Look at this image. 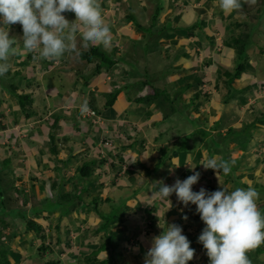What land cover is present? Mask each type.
I'll list each match as a JSON object with an SVG mask.
<instances>
[{
    "label": "crops",
    "instance_id": "1",
    "mask_svg": "<svg viewBox=\"0 0 264 264\" xmlns=\"http://www.w3.org/2000/svg\"><path fill=\"white\" fill-rule=\"evenodd\" d=\"M138 1L99 0L116 51L122 47L129 53L133 51L129 47L133 46L134 38L155 37L154 32L148 31V23L139 18L138 8L132 5ZM138 3L143 9L147 6L145 2ZM155 4L162 5L157 17L159 22L173 24L172 33L156 37L160 39L159 49L171 48L169 60L173 68L169 67L167 73L171 75L169 98H176L179 104L171 107L174 112L168 111L158 97L148 105L136 102L134 87L128 90L124 73L127 66L112 65L93 76L92 69L84 73V64L92 67L94 62H86L76 52H66L58 62L43 60L38 52L36 58L40 63L35 64L36 58L28 57L23 48L21 25L10 26V37H16L20 44L14 45L17 56L10 57V76H0V165H4L3 175L11 177L0 182V213L5 218L4 227L15 219L16 225L25 231L10 240L9 260L14 264H27L32 259L37 264L48 261L85 264L88 256L96 259L91 264L106 259L105 264H145L152 237L161 234L162 229L157 225L160 221L163 227L164 213L166 226L179 225L191 242L195 255L188 264H195L199 249L193 241L198 240L193 239L195 233L186 231L194 225L199 229L205 227L196 206L184 207L173 194L169 197L173 207L167 211V205L150 199L155 191L151 185L163 181L170 186L177 178L183 181L193 174L190 166L194 165L200 178L193 185V191L219 190L216 174L200 165L212 156L234 162V174L242 182L238 187L246 189L251 184L260 196L264 194V110L252 111L258 102L264 105V98H256L253 89H249L254 75L234 79L227 87L221 73L235 58L234 50L229 47V32L241 33L242 21L236 12L224 14L220 9L212 11L216 13L212 18L209 14L212 5H196L189 0H158ZM169 7L179 10L180 21L166 16ZM65 18L69 22L76 19L72 12H66ZM189 25L195 26L188 30ZM76 43L77 48L82 45L77 50L79 53L87 49L83 47L82 32H77ZM97 48L104 50L102 46ZM251 52L252 47L248 49ZM159 54L162 53L158 51L155 59ZM19 58H24L26 63L20 65ZM254 61L258 64L255 78L264 79L261 76L264 75V50L256 49ZM180 66L186 69L183 74ZM111 94L115 98L107 105ZM16 95H27L26 109L24 105L20 107ZM85 102L98 121L84 119L81 106ZM228 102L234 103L239 116L222 115L231 110ZM179 107H189L197 122L204 123L197 126L201 133L189 132L194 128H186L187 121L178 114ZM171 113L177 114L172 117ZM177 122L184 125L180 128ZM246 125H251L250 131H246ZM228 129L236 132V137ZM182 142L184 146H176ZM87 163L91 166L88 177L84 176ZM100 166L102 174L92 172ZM74 178L80 181L69 183ZM244 183L246 186H242ZM60 188L79 192L68 214L62 217L57 209L30 210L51 199L47 194L54 195ZM263 199L257 204L264 206ZM118 201H125L128 209L117 222L108 225L107 232L106 229L96 231L102 217L113 211L108 203L115 205ZM14 202L24 212L16 213ZM193 213L200 222L192 220L193 224L186 227L188 220L182 217L189 218ZM27 222L30 227L23 225ZM258 249L264 253V244Z\"/></svg>",
    "mask_w": 264,
    "mask_h": 264
},
{
    "label": "clouds",
    "instance_id": "2",
    "mask_svg": "<svg viewBox=\"0 0 264 264\" xmlns=\"http://www.w3.org/2000/svg\"><path fill=\"white\" fill-rule=\"evenodd\" d=\"M217 1L225 13L242 12L241 0ZM251 2L255 3V0ZM261 3L264 5V0H261ZM66 12L74 13L76 19L69 22L65 18ZM151 13L148 10L144 23L148 21ZM68 16L71 14L68 13ZM17 23L22 27L23 48L33 55L27 53L28 57L36 58L39 52L41 59L58 62L66 52H76L79 55L75 43L77 32H82L84 48L88 49L90 45L102 46L105 51H108L112 47L113 37L103 19L99 0H0V76L9 71L10 66L7 61L17 52V47L14 45L20 44L16 37L9 35L10 26ZM242 25H244L243 21ZM241 32H243L242 29ZM259 35L262 36L260 31ZM243 38L247 39V41L242 40L243 43H249L246 47V53L249 56L246 70L250 71V74L244 75L242 71L236 79L254 75L251 78L254 81L249 89H253L252 94L256 98H264V79L255 78L258 64L252 61L256 49L264 50V46L254 42L252 37L244 36ZM251 47L252 52L249 54L248 49ZM234 55L236 56V51ZM262 71H264L263 67ZM260 80L263 82L261 85ZM89 110L85 102L81 106V112ZM250 129L251 127L246 131ZM233 164L234 162L224 160L222 157L212 156L200 165L205 170L211 169L218 177L221 171L224 175H229ZM195 168L194 165L190 166L193 174L183 181L177 178L170 186L163 181L152 184L155 191L152 192L150 199L159 200L167 205V211L173 207L169 199L173 194L184 207L189 204L196 206V213L205 225L198 237V243L203 245L209 264H252L247 254L264 244V215L257 204L259 192L251 184L246 189L238 187L232 191L220 187L219 190L212 192L204 188L194 192L193 185L197 184L200 178V173L195 172ZM164 215L165 213L163 227L159 220L157 225L162 229L161 234L152 237L145 264H188L193 259L195 250L190 247L191 242L182 234L183 229L179 225L166 226ZM182 219L187 221L188 217L185 215ZM0 228H2L1 232L7 231V237L3 238L7 240L10 236L8 227ZM15 231L16 235L13 238L18 235V231Z\"/></svg>",
    "mask_w": 264,
    "mask_h": 264
},
{
    "label": "rangeland",
    "instance_id": "3",
    "mask_svg": "<svg viewBox=\"0 0 264 264\" xmlns=\"http://www.w3.org/2000/svg\"><path fill=\"white\" fill-rule=\"evenodd\" d=\"M155 1L157 2L158 0H139L138 2H142V3L145 2L147 5L145 8H147L149 10V13H151V9H153L155 6V3H156ZM189 1H194L196 3V5H202V4L212 5L211 10L209 11V14L211 12L210 16L212 18H214L216 15V13L212 12L215 9L216 10L220 9V11L223 12V10L219 7V1H217V0H210V1L209 0H189ZM241 1H242L241 3L243 4L242 12L238 13V12L234 11V12H232V15H234L236 12V17H239V19L244 22V25H242V27H240L242 29V31H244V32L248 31L253 26V24L256 23L257 24V30L252 34L248 33V37H252V40L254 42H256L259 45L264 46V5L261 3V0H255V3H252L251 0H241ZM138 2H134L133 4L132 3L131 4L133 5V7L138 8L139 12L141 13L139 18H141L143 21H145L146 17H147L148 10L143 9ZM128 4H129V2H128ZM128 4H127V7L131 6V8H132V5H128ZM152 4H153V6L151 8ZM186 5L187 4H185L184 6H186ZM171 7L167 8L166 16H170L171 18L177 17V20L180 21L179 10L174 11ZM224 14H225V12H224ZM255 15H257V17ZM260 15H262L263 17L258 19L259 17H261ZM169 21H171V19H169ZM184 23L185 22H183V24ZM164 25L166 26L167 29H168V27L173 28V26H172L173 24L171 22H163V23L158 22L157 29L164 26ZM159 30H153V31L155 32V31H159ZM259 31L262 34V36L259 35ZM172 32L173 31H171L170 33H172ZM170 38L173 39V36ZM171 39H170V41H171ZM158 41H160V39H157V37H154L153 39L142 38V40H138V39L134 38L133 39V46L129 47L130 49H133V51L126 53V51L122 47L117 48L115 46L118 49V51H116V49L112 46L111 49L108 50V53H109V55H111V57L114 58V60H116V62H117L116 65L127 66V69H126V71H124V73H125V77H127V79H126L127 85L129 84L128 90L131 87H134V90L132 92L133 95L136 96L137 94H139L144 89V84H142V82H146L149 85H151V87L155 88L156 93L159 95L158 98L160 99L161 102H163L164 107L168 111L171 110V112H174V110L171 107L173 106L174 108H176L177 106H179L177 99L176 98H171V99L169 98L168 100H166V98L163 96V94H165L167 96H171V92H170L171 86L169 85V80L171 78V75H167V73L170 71L169 67L173 68V64H171V61L169 60V58L172 57L171 50H170L171 48L169 50H165V49L160 47V49H161L160 50L159 49L160 45H159ZM246 41H247V39H246ZM117 42L122 45L121 41H117ZM75 43H76V41H75ZM125 46L127 47L126 44H125ZM171 46H172V48H175L176 45L171 43ZM81 47H82V45H80V47H78L77 50L80 49ZM180 47L181 46L178 45V48H180ZM180 50L181 49H179V51ZM158 51H160L162 54H159L156 56L155 67L153 68V61L149 62V58L151 57L150 60H153L154 59L153 56L156 55ZM13 56L15 57V56H17V54H15ZM62 58H63V56H62ZM10 61L11 60L9 59L7 61V63L9 64ZM252 61H254V59H252ZM18 63L20 65H22L23 63L25 64L26 62H25L24 58L23 59L19 58ZM38 63H40V61H38V59L36 58L35 64H38ZM81 65H78V67H80ZM92 67H93V65H92ZM92 67H88V64H84V73L86 70L92 69ZM260 67H262V66H260ZM24 68H26V67H24ZM182 68L183 67H181V66L179 67V69L182 71V74H183V71L185 72L186 69H182ZM184 68H185V65H184ZM10 72H12V71L10 70ZM243 73H244V75H248V74H250V71L245 69L243 71ZM6 74H5V76H6L5 78H8L10 76V73H8L7 75ZM177 76H178V73H177ZM11 77H13L12 78L13 80L16 79L15 75H13ZM179 77H180V75H179ZM185 78L189 79V77H185ZM262 78H264V76H262ZM130 80H131V82H130ZM125 83H126V81H125ZM131 83H133V84H131ZM178 83H179V80L176 81V85ZM259 83H260V85L263 84V82H261V80L259 81ZM127 85H124V86H127ZM176 88L178 89V87H176ZM181 90L183 91V89H181ZM146 91H150V90H146ZM161 92H163V93H161ZM230 99H232V98H230ZM228 105H231V110L226 111V112H222V115L224 117H229L231 114L233 116H239V113L236 110L234 103L228 102ZM26 106L27 105L24 106L25 109L27 108ZM179 108H180V110H179L178 114L181 115L182 117H184V120H186L187 123L189 124V126H188V124L186 122L184 123L186 125V128H192V127L194 128L189 132L195 133V134L201 133V131L199 130V128L197 126H198V123L200 125H202L204 123L197 122V120L194 116L195 113L192 112V110L189 107L188 108L179 107ZM261 110H264V105L261 102H258L257 106L255 108H253L252 111L256 112V111H261ZM175 114H177V113H174V114L171 113V116L173 117V115H175ZM180 122H177V126L181 125ZM184 124H182V125H184ZM88 125H89V123H88ZM181 126H180V128H181ZM94 128H96V127H94ZM234 133L236 134V132H234ZM87 141L90 142V139H87ZM5 163L8 164V162H5ZM88 164L89 163H87V165ZM235 168L236 167L232 166L233 178H236V176L234 174ZM3 169H4V165H2V166L0 165V182L1 183H2V180H3V182H5V181H8L7 179H11L10 175L9 176L3 175L4 173L1 172V171H3ZM236 170H240V169H236ZM95 171H96V173L98 171H101V174H102L103 167L100 166L99 168L93 170L92 172L94 173ZM77 175L79 176L80 174H77ZM80 176H83V174ZM218 179L220 180L219 185L228 191H232V187L236 188L242 183V182H239V176L237 177V179H232L229 177V175L226 176L222 172L219 174ZM79 181H80L79 178L78 179L74 178V180L72 179L69 183L76 184ZM227 184H231L232 186H228ZM245 184L246 183L242 184V186H246ZM59 190L55 193L56 197H55V194L54 195H52V193L50 195L47 194V197L49 196L52 198L45 200L44 202H42L41 205H34L30 210L35 209V208L57 209L61 213L60 215L62 217L65 214H68L69 207H71L73 203L76 204V201L73 202L75 199L74 196L78 195L79 192L77 190H70V189L65 191L62 188H60ZM69 191H71V193H69ZM61 193H63V194H61ZM67 194L69 195V197ZM71 196L73 197V199H69ZM260 198L263 199L264 194H262L259 197V199ZM118 202L115 203V205H114V202L108 203L109 208L116 211L117 210L116 205H118ZM14 203H15V205H17L16 208L19 209L20 208V206L18 207L19 204L18 203L16 204V202H14ZM18 209H16V213L18 212ZM19 210H20L19 212H21V213L24 212V211H22L23 210L22 208H20ZM195 217H198V215H196L195 213L189 215V218L187 219L188 222H187L186 227L193 224L191 222L192 220H194L195 222H200L199 220L195 219ZM117 221H118V219L115 220L114 223ZM7 225H8L7 229H9L11 235L7 238V240L3 239V238L7 237V234H6L7 231L6 230H5V232L0 231V239H1L0 240V252H2V251L7 252V250L10 251L9 243H10V240L13 238L12 234L16 235L15 230H17L19 234L25 232L19 225H16L15 219H12L11 221H9L7 223ZM23 225L30 226V224L28 222L23 224ZM193 227L188 228L186 232H188L190 234L199 232L198 234H201L203 227H201L200 229L198 228V225L197 226L194 225ZM59 241H60L59 243L61 244L60 239H59ZM37 242L40 244L41 240L38 238ZM193 242L196 243L197 249H199L197 252L198 258L196 259L195 264H209V262L206 260V257H207L206 252L201 248V244L198 243V241H196V240H194ZM5 254H8V253H5ZM257 258L259 259V261L262 262V264H264V253H262V254L260 253L259 255H257ZM34 261L35 260L32 259L27 264H32V263L37 264ZM84 261H85V259H84ZM10 262H11V264H14L13 260H10Z\"/></svg>",
    "mask_w": 264,
    "mask_h": 264
},
{
    "label": "trees",
    "instance_id": "4",
    "mask_svg": "<svg viewBox=\"0 0 264 264\" xmlns=\"http://www.w3.org/2000/svg\"><path fill=\"white\" fill-rule=\"evenodd\" d=\"M161 7H162L161 4H156L154 9H153V11H152V13L150 14V16L148 18V21H147V23H148L147 29H148L149 32L151 31V33H153L154 32L153 30H159L160 29L159 31H155L153 33L156 36H162L163 34H168L173 29L172 27H168V29H167L165 25L157 29V25H158V22H159L157 17H158V12L161 9ZM255 16L257 17V15H255ZM260 16L261 17H259L258 19L262 18V15H260ZM194 26L190 25V27H187V29L188 28L191 29ZM237 26H240V24H237ZM185 29H186V27H185ZM256 29H257V24L255 23L249 29L248 33L250 34V33H252L253 30H256ZM231 32L232 33L229 32L228 40L232 44H229V47L232 48L234 51H236V56H235V58H233L231 60L232 61L231 65L227 66L226 69L223 68L225 70L222 69V71H221L222 77H223V83H225L226 85L228 84L227 87L231 86L232 81L234 79H236V77L240 74V72L244 71L247 68L248 59H249V56L246 53V47H247V45L249 43H243L242 42V40H246L243 37L244 36L248 37V33H245L243 31V32H241L239 34H235L234 30L231 31ZM243 33H244V35H243ZM79 56L84 58V60H86V62H92V61L94 62L93 63V67H92V75L93 76H95L96 74H98L100 72L107 71L109 68L113 67L112 65H116L117 64L116 60H114V58L111 57V55H109L108 52H106L104 50H101V49L99 50L97 48V46H92V47L84 50V52L79 53ZM153 58L155 59V55L153 56ZM153 60L149 59V62H151ZM154 67H155V60L153 61V68ZM142 84H144V89L139 94H137L134 97V100L136 102L140 103V104L148 105V104H150L152 99L159 97V95L156 93L155 88L151 87V85H149L148 83L142 82ZM146 90H150V91H146ZM163 92H161V93H163ZM163 96L166 99L167 98L169 99V96H167L165 94H163ZM16 98L18 100V103H19L20 107H22L24 105V102L27 101V95H16ZM114 98H115V95L111 94L109 96V100L107 101L108 102L107 105H109ZM250 127H251V125H248V126H246L245 129L250 128ZM228 131L230 132V134L233 137H236V134L234 133V131L232 129H228ZM183 143L184 142L180 143L179 145L177 144L176 146L180 147ZM182 146H184V145H182ZM90 173H91V166H88L87 164H84V176L88 177ZM229 176H231L232 179H236V178H233V170L229 174ZM1 192L2 191L0 189V197H1ZM104 200L108 201L109 199L105 198ZM258 207H259V210L261 211L262 215H264V206L262 204H260V205H258ZM116 209H117L116 211L113 210L112 212H109L110 214L102 217V219H101L102 223H100V225L96 229V231L101 230V229H103V230L106 229V232H107L108 231V224H110L111 222H114L117 219L119 220L120 219V215L123 212H125L128 208H127V206L125 204V201H119L118 202V207ZM4 220H5V218L0 213V227H2V226L4 227V225H6V224H4V222H5ZM28 223L30 224V222H28ZM26 227H28V226H26ZM1 230H2V228H0V231ZM198 233H195L196 235L193 236V239L195 238V239L198 240V237L200 235ZM12 237H14V234H12ZM201 246H202V249H203V245L202 244H201ZM261 250L262 249H258L257 248V249H255V250H253V251H251V252H249L247 254L249 259L251 260L252 264H262V262L259 261V259L257 258V255H258V253L261 252ZM10 252L11 251H8V250H7V252L6 251L0 252V264H11L10 260H9ZM5 253H8V254H5ZM94 258H95L94 256L86 257L85 258V264H91L92 261L95 262L96 259H94ZM206 260L209 261L208 257H206ZM105 263H108L107 259L104 260V261L98 262V264H105ZM45 264H57V263L53 262V261H48Z\"/></svg>",
    "mask_w": 264,
    "mask_h": 264
},
{
    "label": "built area",
    "instance_id": "5",
    "mask_svg": "<svg viewBox=\"0 0 264 264\" xmlns=\"http://www.w3.org/2000/svg\"><path fill=\"white\" fill-rule=\"evenodd\" d=\"M84 119L85 118H93L95 121H98V119H96V114L94 111H92L91 109L87 112H84Z\"/></svg>",
    "mask_w": 264,
    "mask_h": 264
},
{
    "label": "bare ground",
    "instance_id": "6",
    "mask_svg": "<svg viewBox=\"0 0 264 264\" xmlns=\"http://www.w3.org/2000/svg\"><path fill=\"white\" fill-rule=\"evenodd\" d=\"M60 191V190H59ZM61 192V191H60ZM16 193V192H15ZM28 193H26V195H27ZM60 194V193H59ZM61 194H63V193H61ZM16 195V194H15ZM23 195H24V193H23ZM56 195V194H55ZM68 195V194H67ZM66 196V195H65ZM68 197H69V195H68ZM48 198H49V196H48ZM27 203V202H26ZM28 205H29V203H28ZM25 208V207H24ZM16 209H18V208H16ZM19 210V209H18ZM18 219V218H17ZM23 222V221H22ZM2 226V225H1Z\"/></svg>",
    "mask_w": 264,
    "mask_h": 264
}]
</instances>
